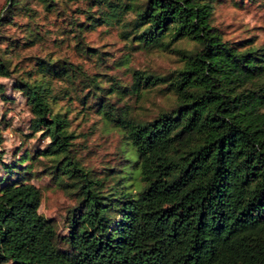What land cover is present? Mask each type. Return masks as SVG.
Wrapping results in <instances>:
<instances>
[{
  "label": "trees",
  "instance_id": "16d2710c",
  "mask_svg": "<svg viewBox=\"0 0 264 264\" xmlns=\"http://www.w3.org/2000/svg\"><path fill=\"white\" fill-rule=\"evenodd\" d=\"M30 1L63 14L83 3L67 24L86 55L82 33L104 25L118 29L129 53L174 52L180 64L159 74L132 69L129 86L109 78L108 87L62 57H35L32 69H20L11 62L16 37L1 27L20 13V43L41 42ZM219 1L6 0L0 41L11 43L0 48V76L31 115L24 141L36 133L47 141L20 143L8 162L0 151V264H264V43L223 39L212 23ZM246 2L264 9V0ZM148 90L172 99L150 119L110 102ZM0 98L8 100L1 86ZM60 99L68 106L54 110ZM73 100L129 147L99 176L77 155ZM42 176L74 198L65 233L38 212L32 180Z\"/></svg>",
  "mask_w": 264,
  "mask_h": 264
},
{
  "label": "rangeland",
  "instance_id": "374dc122",
  "mask_svg": "<svg viewBox=\"0 0 264 264\" xmlns=\"http://www.w3.org/2000/svg\"><path fill=\"white\" fill-rule=\"evenodd\" d=\"M34 9L33 22L39 32L43 34L41 42L32 45L21 44L26 16L19 13L13 17L14 25H4L2 32L9 38L16 37L18 46L11 51V62L24 70L32 69L35 57H62L72 64H77L85 75L99 80L103 87L110 86L111 80L116 79L120 85L129 86L132 82L130 70L139 69L152 74L167 72L180 64V58L174 52L164 51H128L126 42L118 34L116 27L97 26L91 31L82 33L83 42L91 50L90 55L80 52L74 46L71 33L68 32V18L76 16L75 7L83 3H71L65 13L58 11L46 12L34 1L28 2ZM6 8V0H0V16ZM82 19V16H79ZM213 25L220 32L223 39L229 42L250 39L254 45L264 43V9L255 3L240 0L235 4L232 0H220L213 11ZM15 24H18L17 26ZM30 24V23H28ZM9 40H1L0 48H4ZM123 63V64H121ZM59 88L57 81H54ZM10 78L0 76V86L8 100L0 98V151L4 152L1 160L8 162L20 143L26 148H42L47 141L39 133L25 140L24 134L29 132L30 113L25 99L11 87ZM171 97L162 96L155 90H148L141 97L135 95H121L116 99L110 95V102L116 107L126 105L128 111L135 117L150 119L157 112L170 105ZM68 101L60 99L54 110L60 106H68ZM68 116L70 128L77 135V155L82 164L92 170V174L99 176L108 166L120 165L119 154L123 150L129 152V147L120 146V137L112 129L105 128L99 115L91 109H82V105L73 100L70 103ZM36 145V146H32ZM30 150V149H29ZM20 154V151L17 153ZM17 155V156H18ZM36 169V168H34ZM39 187L42 197L38 212L57 223V232L65 233L61 226V219L66 210L74 204V198L65 191L48 184L47 176L33 179Z\"/></svg>",
  "mask_w": 264,
  "mask_h": 264
}]
</instances>
